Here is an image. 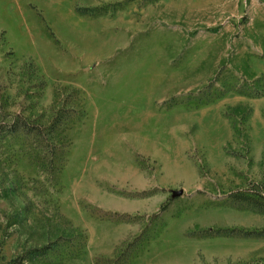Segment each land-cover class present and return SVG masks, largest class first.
<instances>
[{"label": "rangeland", "instance_id": "374dc122", "mask_svg": "<svg viewBox=\"0 0 264 264\" xmlns=\"http://www.w3.org/2000/svg\"><path fill=\"white\" fill-rule=\"evenodd\" d=\"M0 264H264V0H0Z\"/></svg>", "mask_w": 264, "mask_h": 264}]
</instances>
